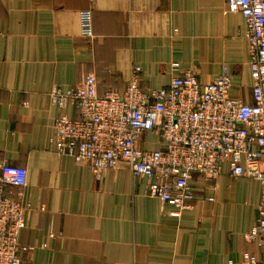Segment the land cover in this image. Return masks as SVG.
I'll list each match as a JSON object with an SVG mask.
<instances>
[{
    "label": "crops",
    "instance_id": "0c3cea01",
    "mask_svg": "<svg viewBox=\"0 0 264 264\" xmlns=\"http://www.w3.org/2000/svg\"><path fill=\"white\" fill-rule=\"evenodd\" d=\"M86 10L92 39L81 35ZM133 66L145 91L167 89L185 72L207 85L226 66L231 94L250 101L246 24L228 0H0V163L28 170L25 263L229 264L246 253L263 261L261 242L244 238L263 187L232 177L228 163L211 184L194 175L195 200L174 215L127 167L98 182L88 165L49 147L56 118L78 117L74 106L52 102L55 90L93 75L99 96L124 93ZM139 145L156 150L159 138L146 132Z\"/></svg>",
    "mask_w": 264,
    "mask_h": 264
},
{
    "label": "built area",
    "instance_id": "2783aa9c",
    "mask_svg": "<svg viewBox=\"0 0 264 264\" xmlns=\"http://www.w3.org/2000/svg\"><path fill=\"white\" fill-rule=\"evenodd\" d=\"M230 11L240 13L246 24L252 88L250 101L231 94L228 68L211 83L201 85L192 72L174 77L167 89L143 90L141 69L132 67L124 93L97 94L93 75L78 86L55 90L52 102L64 109L72 105L78 117L60 114L49 147L88 165L100 182L107 170L127 167L148 182L147 195L180 215L191 208L194 175L211 184L221 175L223 163L234 178L261 183L263 190L255 225L244 235L248 242L264 246V0H228ZM81 35L94 38L91 10L81 13ZM146 132L159 138V148L146 150L140 140ZM28 170L0 163V264H26L19 245L26 207L24 191ZM214 201V198H208ZM264 264L251 254L241 263Z\"/></svg>",
    "mask_w": 264,
    "mask_h": 264
}]
</instances>
